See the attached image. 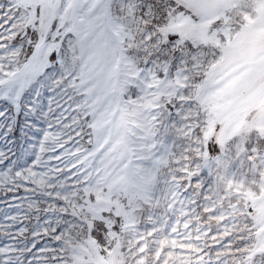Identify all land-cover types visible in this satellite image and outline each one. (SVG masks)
<instances>
[{
	"label": "snow or ice",
	"instance_id": "6c2138e0",
	"mask_svg": "<svg viewBox=\"0 0 264 264\" xmlns=\"http://www.w3.org/2000/svg\"><path fill=\"white\" fill-rule=\"evenodd\" d=\"M0 264H264V0H0Z\"/></svg>",
	"mask_w": 264,
	"mask_h": 264
}]
</instances>
